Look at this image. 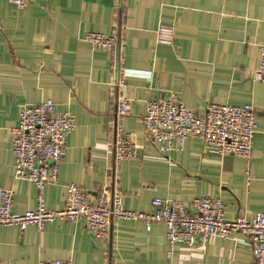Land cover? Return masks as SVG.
<instances>
[{"label":"crops","instance_id":"obj_1","mask_svg":"<svg viewBox=\"0 0 264 264\" xmlns=\"http://www.w3.org/2000/svg\"><path fill=\"white\" fill-rule=\"evenodd\" d=\"M172 30L158 41L159 27ZM119 32L128 75L117 74L107 51L93 49L87 33ZM264 34V0H31L17 8L0 0V188L13 192V212L36 209L38 191L13 179L11 129L25 105L50 99L69 112L76 128L67 139L58 184L45 188L44 205L64 207L65 187L93 196L104 188L122 196L126 210L153 213L154 199L189 205L214 196L225 218L264 214V85L254 82ZM129 100L124 129L133 135V157L114 164L113 123L117 96ZM173 94L204 116L210 104L251 105L257 117L252 159L220 156L189 138L181 152L161 155L143 132L149 100ZM171 255L169 256V253ZM251 264L249 238L233 233L205 245H177L166 230L140 221L113 222L108 240L92 238L82 223L55 222L43 232L0 227V261L37 264Z\"/></svg>","mask_w":264,"mask_h":264},{"label":"built area","instance_id":"obj_2","mask_svg":"<svg viewBox=\"0 0 264 264\" xmlns=\"http://www.w3.org/2000/svg\"><path fill=\"white\" fill-rule=\"evenodd\" d=\"M17 8H24L31 0H6ZM159 42L171 43L172 30L159 27ZM83 40L93 49L110 54V66L117 74V89L123 87L122 78L128 75L123 67L125 45L119 32L111 36L87 33ZM253 81L264 85V34L259 46V65ZM130 109L129 100L117 96L113 123L114 164L133 157V135L124 129L123 119ZM143 132L165 156L181 152L187 139L201 140L204 149L220 156L252 159L253 139L257 132V117L251 105L232 106L210 104L204 116L188 111L173 95L149 100L142 117ZM76 128V119L69 112H58L50 99L36 105H25L16 127L11 129V152L14 157L13 179L31 183L38 191L34 210L13 212V192L0 188V227H17L23 231L35 227L43 232L55 222L82 223L93 239L106 242L113 222L140 221L146 231L153 224L166 230V241L172 250L177 245L202 246L211 237L226 238L240 233L249 238L252 263L264 264V214L256 213L251 219L225 218V205L214 196L194 199L189 205L178 201L154 199L153 213L126 210L122 196L116 191L100 189L93 196L80 187L67 185L66 200L60 210L45 208L43 192L49 185L58 184L59 166L67 152V139ZM171 252L169 253V256ZM0 264H6L0 261ZM37 264H71L69 260H45Z\"/></svg>","mask_w":264,"mask_h":264}]
</instances>
